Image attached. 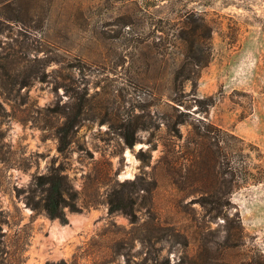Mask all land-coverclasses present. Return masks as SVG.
<instances>
[{
	"label": "rangeland",
	"instance_id": "374dc122",
	"mask_svg": "<svg viewBox=\"0 0 264 264\" xmlns=\"http://www.w3.org/2000/svg\"><path fill=\"white\" fill-rule=\"evenodd\" d=\"M0 264H264V0H0Z\"/></svg>",
	"mask_w": 264,
	"mask_h": 264
},
{
	"label": "trees",
	"instance_id": "16d2710c",
	"mask_svg": "<svg viewBox=\"0 0 264 264\" xmlns=\"http://www.w3.org/2000/svg\"><path fill=\"white\" fill-rule=\"evenodd\" d=\"M39 185L46 186L41 208L51 219H60L62 222H66L65 208L67 207L71 211H80L78 192L69 185L65 176L55 172L47 177H40ZM111 211H115L113 207Z\"/></svg>",
	"mask_w": 264,
	"mask_h": 264
},
{
	"label": "bare ground",
	"instance_id": "6f19581e",
	"mask_svg": "<svg viewBox=\"0 0 264 264\" xmlns=\"http://www.w3.org/2000/svg\"><path fill=\"white\" fill-rule=\"evenodd\" d=\"M129 172H130V171H129ZM129 172H128V173H129ZM125 174H126V173H125ZM127 175H129V174H127Z\"/></svg>",
	"mask_w": 264,
	"mask_h": 264
}]
</instances>
